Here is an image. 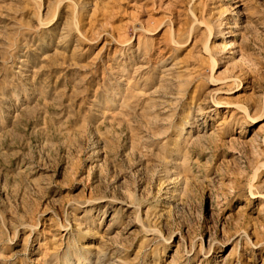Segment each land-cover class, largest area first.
<instances>
[{
    "label": "rangeland",
    "instance_id": "1",
    "mask_svg": "<svg viewBox=\"0 0 264 264\" xmlns=\"http://www.w3.org/2000/svg\"><path fill=\"white\" fill-rule=\"evenodd\" d=\"M0 264H264V0H0Z\"/></svg>",
    "mask_w": 264,
    "mask_h": 264
},
{
    "label": "bare ground",
    "instance_id": "2",
    "mask_svg": "<svg viewBox=\"0 0 264 264\" xmlns=\"http://www.w3.org/2000/svg\"><path fill=\"white\" fill-rule=\"evenodd\" d=\"M239 7V6H237ZM240 26L237 24L236 26H234L233 28L234 29H238ZM229 34H232L231 31L227 32ZM237 47V45L235 44V42L233 41H229L228 44H227V49H229L228 51H230L231 53H235L233 50Z\"/></svg>",
    "mask_w": 264,
    "mask_h": 264
}]
</instances>
